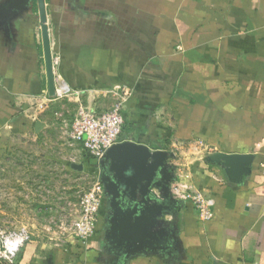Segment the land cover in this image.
<instances>
[{"label": "crops", "instance_id": "crops-1", "mask_svg": "<svg viewBox=\"0 0 264 264\" xmlns=\"http://www.w3.org/2000/svg\"><path fill=\"white\" fill-rule=\"evenodd\" d=\"M45 2L57 79L84 92L69 104L106 111L114 99L88 94L131 88L121 141L174 156L146 244L112 229L109 198L86 244L32 241L17 264H264V0ZM40 22L38 0H0V152L59 113ZM217 153L252 165L238 173ZM176 188L212 201L214 217L200 219Z\"/></svg>", "mask_w": 264, "mask_h": 264}, {"label": "rangeland", "instance_id": "rangeland-1", "mask_svg": "<svg viewBox=\"0 0 264 264\" xmlns=\"http://www.w3.org/2000/svg\"><path fill=\"white\" fill-rule=\"evenodd\" d=\"M57 101L59 113L47 129L16 137L0 152V239L24 228L31 242L62 246L72 237L82 196L100 182L99 162L70 139L60 119L70 120L76 107L66 98Z\"/></svg>", "mask_w": 264, "mask_h": 264}, {"label": "water", "instance_id": "water-1", "mask_svg": "<svg viewBox=\"0 0 264 264\" xmlns=\"http://www.w3.org/2000/svg\"><path fill=\"white\" fill-rule=\"evenodd\" d=\"M39 1L43 52L49 81V95H55V79L51 59V42L47 21L45 0ZM43 128L37 124V131ZM173 153L166 150H152L149 146L134 141L118 143L105 153L99 161L100 182L104 193L112 201L114 217L109 219L112 229L122 228L123 233L136 246H143L152 238L150 233L155 215L158 214L169 199L168 195L161 200L154 189L167 190L171 180L168 161ZM223 162L238 173L248 172L252 165L251 155H227L217 153L213 158ZM79 171L83 165L73 164ZM117 228V229H118Z\"/></svg>", "mask_w": 264, "mask_h": 264}, {"label": "built area", "instance_id": "built-area-1", "mask_svg": "<svg viewBox=\"0 0 264 264\" xmlns=\"http://www.w3.org/2000/svg\"><path fill=\"white\" fill-rule=\"evenodd\" d=\"M49 34L51 42L50 28ZM51 59L54 76H56L55 95L51 97L52 100L57 101L58 99H69L72 97L80 99L84 92L75 91L65 82L60 81L59 78L57 79L56 69L60 63V58L55 53L52 42ZM132 92L131 88L118 87L112 90L98 91V93L94 92V95L89 93L88 99H92L94 103L101 98L114 99L112 107L106 111H98L92 104L86 105L79 102L70 120L65 119L63 116L60 117L63 126L68 130L70 139L82 145L85 152L96 161L99 162L110 147L122 142L120 138L125 126L123 113ZM175 192L181 199L194 206L200 219L210 220L214 217L212 201L205 200L199 194L182 191L180 188H176ZM104 196V187L101 182H97L93 189L82 196L79 203L78 218L76 219L71 239L86 244L94 234ZM30 242L31 234L28 229L23 228L19 231L6 233L0 239V263L17 264L19 253Z\"/></svg>", "mask_w": 264, "mask_h": 264}, {"label": "flooded vegetation", "instance_id": "flooded-vegetation-1", "mask_svg": "<svg viewBox=\"0 0 264 264\" xmlns=\"http://www.w3.org/2000/svg\"><path fill=\"white\" fill-rule=\"evenodd\" d=\"M106 197V199H105ZM104 200L106 202V204L109 206L110 205V201H109V197H107L106 195L104 196ZM104 200H103V203H104Z\"/></svg>", "mask_w": 264, "mask_h": 264}, {"label": "trees", "instance_id": "trees-1", "mask_svg": "<svg viewBox=\"0 0 264 264\" xmlns=\"http://www.w3.org/2000/svg\"><path fill=\"white\" fill-rule=\"evenodd\" d=\"M96 161V160H95ZM94 160H93V162H95Z\"/></svg>", "mask_w": 264, "mask_h": 264}]
</instances>
